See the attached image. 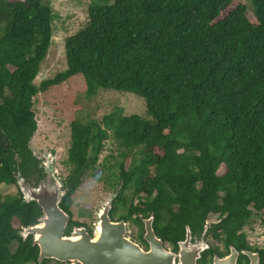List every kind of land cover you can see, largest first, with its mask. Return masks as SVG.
Segmentation results:
<instances>
[{"label":"trees","instance_id":"16d2710c","mask_svg":"<svg viewBox=\"0 0 264 264\" xmlns=\"http://www.w3.org/2000/svg\"><path fill=\"white\" fill-rule=\"evenodd\" d=\"M247 1L251 18L239 0H89L86 23L64 38V70L36 85L52 8L0 0V184L16 185L17 175L31 186L44 179L29 146L33 99L80 75L87 96L100 88L131 92L151 119L114 106L100 120L70 122L64 234L72 226L92 230L72 219L71 196L111 139L132 153L129 165L126 153L116 161L112 220L131 222L137 234L152 214L155 235L175 247L185 226L198 233L217 215L207 233L251 249L243 227L255 215L264 227V0ZM40 214L18 188L0 194V264L49 263L37 261L32 235L19 233Z\"/></svg>","mask_w":264,"mask_h":264},{"label":"rangeland","instance_id":"374dc122","mask_svg":"<svg viewBox=\"0 0 264 264\" xmlns=\"http://www.w3.org/2000/svg\"><path fill=\"white\" fill-rule=\"evenodd\" d=\"M51 6L53 12L51 41L45 58L40 63L38 73L33 82L37 85L46 78L53 77L66 66L63 41L68 35L78 31L87 21V5L89 0H42ZM246 6V15L252 17L247 0H239ZM85 84L80 75L55 85L46 91L38 92L34 99V111L37 128L32 135L29 146L33 153L43 159L46 154L54 156L55 175L63 180L68 173L64 164L69 146L70 122L74 119L85 121L91 118L100 120L114 106H120L124 115L137 114L151 119L146 115L145 100L127 91L114 89H97L87 96ZM126 153L125 165L131 161V152L118 147L111 139H107L98 155V163L85 171L83 177L71 196L70 211L73 220L85 222L90 229L96 224L95 211L106 196L115 191L113 181L117 180L116 161L120 154ZM113 156L112 158L109 156ZM137 156V155H136ZM135 156V157H136ZM106 158V161H105ZM101 162H105L102 165ZM222 167L219 172H222ZM17 185L0 184V194H13ZM116 218V216H114ZM215 220L217 217L210 215ZM126 235L134 237L136 226L126 222ZM248 244L264 248V227L260 217L252 216L243 227ZM133 239V238H130ZM134 241V240H133ZM48 264H65L50 260ZM70 264V262L68 263ZM75 264H79L75 262Z\"/></svg>","mask_w":264,"mask_h":264},{"label":"water","instance_id":"95a60500","mask_svg":"<svg viewBox=\"0 0 264 264\" xmlns=\"http://www.w3.org/2000/svg\"><path fill=\"white\" fill-rule=\"evenodd\" d=\"M43 167L45 177L35 186L25 183L19 175L15 180L23 200L35 201L41 210L37 222L19 232L23 239L32 235V243L38 247V262L48 258L79 264H195L200 252L207 247L188 245L189 229L186 226L184 239L177 242V253L166 249L154 233L150 214L142 219L143 238L148 243V249H142L126 235V221L110 218L111 201L119 188L108 194L96 209V224L90 233L84 225H79L72 226L69 234H64L69 214L60 208L59 203L67 191L65 181L55 175L51 154H46ZM249 256V264H258L256 252H249Z\"/></svg>","mask_w":264,"mask_h":264},{"label":"flooded vegetation","instance_id":"af4514ba","mask_svg":"<svg viewBox=\"0 0 264 264\" xmlns=\"http://www.w3.org/2000/svg\"><path fill=\"white\" fill-rule=\"evenodd\" d=\"M38 160H39V167L42 169V171L44 173L43 164L45 161V157H43V159L38 158ZM208 217L209 216H207V218L205 220L206 224L203 225V229L200 232H198V233L193 232L192 233L190 231V229L188 228L189 229L188 245H190V246L194 245V244L198 245V246L207 245V247H205L200 252V255L196 259L195 264H249L250 260H251L250 256H249V252H251L252 254H253V252H256L257 257H258V264H260L259 250L264 251V248H257V247L251 246L250 244L249 245L252 247L251 249L242 248V247H235L230 243L225 244L222 238H213L211 235H209L207 233V229L211 223H215L218 221V216L214 215V217H217V219H215V220H212ZM144 218H142V219H144ZM113 220H118V219H113ZM184 234H185V232H184ZM130 238H133L132 240L137 242L142 249H144V250L148 249V243L143 238V222H142L141 232L134 234V237H130ZM183 239H184V236H183V238L176 240L175 247L168 244L165 241H162V242H163L166 249H169L170 251L177 253V250H178L177 242L181 241ZM230 248H232L231 251H230ZM245 251H249V252H245ZM50 260H52V259H50ZM174 260H175V262L177 261V255L174 257ZM54 261H56V260H54ZM60 263L68 264L69 262L67 261V262H60ZM70 264H75V262H70Z\"/></svg>","mask_w":264,"mask_h":264}]
</instances>
